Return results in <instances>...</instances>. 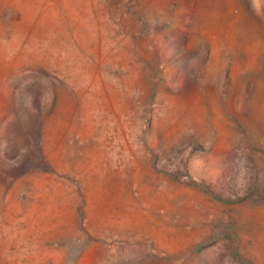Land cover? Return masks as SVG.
<instances>
[{
	"label": "rangeland",
	"instance_id": "obj_1",
	"mask_svg": "<svg viewBox=\"0 0 264 264\" xmlns=\"http://www.w3.org/2000/svg\"><path fill=\"white\" fill-rule=\"evenodd\" d=\"M0 264H264V0H0Z\"/></svg>",
	"mask_w": 264,
	"mask_h": 264
}]
</instances>
